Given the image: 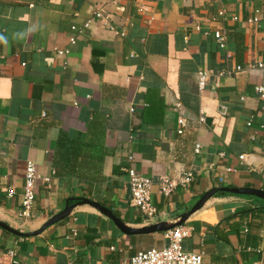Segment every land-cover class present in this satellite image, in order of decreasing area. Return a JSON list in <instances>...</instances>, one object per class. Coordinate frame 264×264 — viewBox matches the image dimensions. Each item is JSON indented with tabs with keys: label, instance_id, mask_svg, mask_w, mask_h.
<instances>
[{
	"label": "crops",
	"instance_id": "0c3cea01",
	"mask_svg": "<svg viewBox=\"0 0 264 264\" xmlns=\"http://www.w3.org/2000/svg\"><path fill=\"white\" fill-rule=\"evenodd\" d=\"M258 63L264 0H0V221L31 232L88 198L139 228L176 222L216 186L264 190ZM27 162L39 178L24 216ZM129 166L152 180L151 222L131 204ZM187 170L190 187L160 192V177ZM256 198L210 197L178 226L183 248L202 253L203 264H264ZM165 234H125L83 204L37 235L0 226V264H129L138 250L166 246Z\"/></svg>",
	"mask_w": 264,
	"mask_h": 264
},
{
	"label": "built area",
	"instance_id": "2783aa9c",
	"mask_svg": "<svg viewBox=\"0 0 264 264\" xmlns=\"http://www.w3.org/2000/svg\"><path fill=\"white\" fill-rule=\"evenodd\" d=\"M223 15V11L220 12ZM103 14L101 10L95 11L96 18H102ZM235 18V17H234ZM257 18L253 17L249 19V22H257ZM87 26V24H85ZM121 35L125 32L122 30ZM213 36L216 43L221 49L226 47V37L223 30H214ZM70 42L73 43L74 39L71 38ZM59 55L66 53V50H58ZM258 67L264 68V63H258ZM240 66L236 67V71L241 70ZM208 73L205 70H200L198 72V84L200 88H204L208 81ZM255 91L261 101L263 102L264 110V84L255 87ZM133 110V109H131ZM203 121V118H201ZM180 129L179 133L182 132V128L185 126L184 120H179ZM264 126V121H263ZM130 160L133 158L130 157ZM128 173V183L131 192V204L137 208L141 216L148 222L156 216L157 208L152 200L151 187L152 180L138 172L133 166H129L126 169ZM39 178L37 174L36 167L33 162H27L26 171L24 176V186H23V197H22V210L21 215H28L30 209L33 206L35 200V181ZM48 180V178H44ZM219 178V181H222ZM194 181V173L191 170L185 171L177 180L171 179L167 176H162L159 179L160 192L167 196L170 195L178 186L190 187ZM13 190H8V195H12ZM166 238L168 239V244L161 248H148L141 249L135 252L131 257L129 264H203L202 253L188 252L183 248L182 241L187 235L181 227H175L169 231H166ZM14 264L17 263L16 260L13 261ZM67 264H75L73 262H68Z\"/></svg>",
	"mask_w": 264,
	"mask_h": 264
},
{
	"label": "water",
	"instance_id": "95a60500",
	"mask_svg": "<svg viewBox=\"0 0 264 264\" xmlns=\"http://www.w3.org/2000/svg\"><path fill=\"white\" fill-rule=\"evenodd\" d=\"M219 192L229 193L234 195L252 196L264 200V190L262 189H257L252 187H237V186H216L206 191L188 211L181 213L176 222L160 221V222L150 223L139 228H134L126 225L118 216H116L112 212V210L103 206L99 202H96L88 198H77L76 202L74 203L67 202L65 207L61 211L50 217L49 220H47L37 230L23 233L12 228L11 226H9L8 224L2 221H0V226L16 235H22V236L37 235L40 232H42L45 228L49 227L50 225H53L55 223H58L66 219L68 216H70V214L72 213V211L76 206L88 204L93 208L97 209L98 211H100L108 218H110L115 224V226L125 234L139 235V234H150L154 232H166L181 225L192 213L200 209L210 197H212L213 195Z\"/></svg>",
	"mask_w": 264,
	"mask_h": 264
},
{
	"label": "trees",
	"instance_id": "16d2710c",
	"mask_svg": "<svg viewBox=\"0 0 264 264\" xmlns=\"http://www.w3.org/2000/svg\"><path fill=\"white\" fill-rule=\"evenodd\" d=\"M217 194L221 195V194H228V193L219 192V193H217ZM248 197H250V196H248ZM256 199H257V198H256ZM74 200H76V199H75V198H72V199H70V202H73Z\"/></svg>",
	"mask_w": 264,
	"mask_h": 264
}]
</instances>
